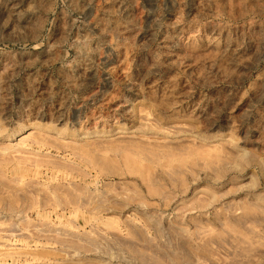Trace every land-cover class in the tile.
<instances>
[{"label": "rangeland", "instance_id": "rangeland-1", "mask_svg": "<svg viewBox=\"0 0 264 264\" xmlns=\"http://www.w3.org/2000/svg\"><path fill=\"white\" fill-rule=\"evenodd\" d=\"M0 264H264V0H0Z\"/></svg>", "mask_w": 264, "mask_h": 264}]
</instances>
